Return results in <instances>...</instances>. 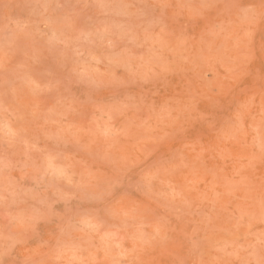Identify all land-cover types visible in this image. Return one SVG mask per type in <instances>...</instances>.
I'll return each instance as SVG.
<instances>
[{
    "label": "rangeland",
    "instance_id": "obj_1",
    "mask_svg": "<svg viewBox=\"0 0 264 264\" xmlns=\"http://www.w3.org/2000/svg\"><path fill=\"white\" fill-rule=\"evenodd\" d=\"M261 260L262 0H0V264Z\"/></svg>",
    "mask_w": 264,
    "mask_h": 264
},
{
    "label": "snow or ice",
    "instance_id": "obj_2",
    "mask_svg": "<svg viewBox=\"0 0 264 264\" xmlns=\"http://www.w3.org/2000/svg\"><path fill=\"white\" fill-rule=\"evenodd\" d=\"M262 6H264V0H262ZM30 264H35V262H30ZM260 264H264V260H261Z\"/></svg>",
    "mask_w": 264,
    "mask_h": 264
}]
</instances>
